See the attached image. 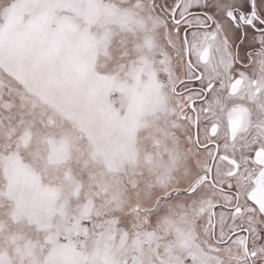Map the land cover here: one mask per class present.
I'll list each match as a JSON object with an SVG mask.
<instances>
[{
  "label": "snow or ice",
  "instance_id": "1",
  "mask_svg": "<svg viewBox=\"0 0 264 264\" xmlns=\"http://www.w3.org/2000/svg\"><path fill=\"white\" fill-rule=\"evenodd\" d=\"M0 264H264V0H0Z\"/></svg>",
  "mask_w": 264,
  "mask_h": 264
}]
</instances>
